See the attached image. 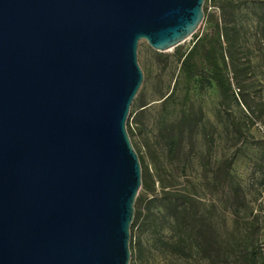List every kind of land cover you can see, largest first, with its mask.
<instances>
[{"label": "water", "instance_id": "water-1", "mask_svg": "<svg viewBox=\"0 0 264 264\" xmlns=\"http://www.w3.org/2000/svg\"><path fill=\"white\" fill-rule=\"evenodd\" d=\"M205 0H0V264H130L144 72Z\"/></svg>", "mask_w": 264, "mask_h": 264}, {"label": "rangeland", "instance_id": "rangeland-1", "mask_svg": "<svg viewBox=\"0 0 264 264\" xmlns=\"http://www.w3.org/2000/svg\"><path fill=\"white\" fill-rule=\"evenodd\" d=\"M216 21L239 29L232 47L237 59L227 57L232 91L224 95L213 85L194 92L196 106L202 108V126L187 131L180 159L172 161L161 128L162 96L179 75L177 50L192 46L196 36L214 29ZM138 60L144 72L139 92L146 105L141 109L132 103L129 119L134 126L131 139L149 177L157 180L162 166L175 168L177 182L188 183L201 195L205 215L220 234L218 264H247L242 255L250 248L264 255V0H212L192 37L165 51L141 39ZM184 163L188 181L180 174ZM202 181H208L207 186ZM172 232L168 226L157 233L136 227L130 264H213L195 250L188 256L172 252L158 239H173Z\"/></svg>", "mask_w": 264, "mask_h": 264}, {"label": "trees", "instance_id": "trees-1", "mask_svg": "<svg viewBox=\"0 0 264 264\" xmlns=\"http://www.w3.org/2000/svg\"><path fill=\"white\" fill-rule=\"evenodd\" d=\"M210 1L212 0L204 2L205 15ZM216 1L218 0H213L214 3ZM238 31L236 26L216 21L214 29L196 36L192 46L185 50H177L176 55L180 62L179 75L172 89L163 94L161 100V109L164 113L161 128L165 131V144L170 160L180 159L187 131H192L202 124V108L196 106L194 92L215 85L224 95L231 93L232 82L227 73V57L233 62L237 59L232 47L239 37ZM236 93L239 95L237 91ZM234 98L236 99L235 96ZM133 105L144 108L146 102L143 92L137 94ZM127 128L131 136L134 126L130 119ZM138 153L142 163V154ZM186 167L187 164L184 163L180 174L188 181ZM142 171L141 191L136 198L135 215L131 225L132 254L135 242L133 230L136 227L141 231L147 229L157 233L160 227L168 226L173 230V239H163L159 235L158 239L172 252L188 256L195 250L213 264H218L222 260L220 234L210 217L205 215L206 202L201 195L191 189L188 183L177 182L175 168L162 166L157 172V180L149 177L147 167L142 166ZM227 174L229 178L232 177L229 171ZM205 182L208 181L201 182L203 187L208 184ZM233 187L238 197L236 185ZM242 199L240 202L244 201ZM242 256L247 264L264 263L262 251L255 248L248 249Z\"/></svg>", "mask_w": 264, "mask_h": 264}, {"label": "built area", "instance_id": "built-area-1", "mask_svg": "<svg viewBox=\"0 0 264 264\" xmlns=\"http://www.w3.org/2000/svg\"><path fill=\"white\" fill-rule=\"evenodd\" d=\"M190 37H192V35H191ZM190 37H189V38H190Z\"/></svg>", "mask_w": 264, "mask_h": 264}]
</instances>
